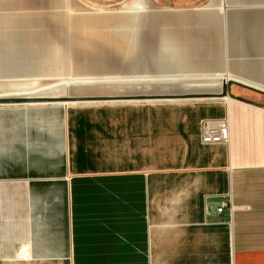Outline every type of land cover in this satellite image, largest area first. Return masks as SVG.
Masks as SVG:
<instances>
[{"label": "crops", "instance_id": "1", "mask_svg": "<svg viewBox=\"0 0 264 264\" xmlns=\"http://www.w3.org/2000/svg\"><path fill=\"white\" fill-rule=\"evenodd\" d=\"M154 1L0 0V264H264V0Z\"/></svg>", "mask_w": 264, "mask_h": 264}, {"label": "rangeland", "instance_id": "2", "mask_svg": "<svg viewBox=\"0 0 264 264\" xmlns=\"http://www.w3.org/2000/svg\"><path fill=\"white\" fill-rule=\"evenodd\" d=\"M124 4L130 2L131 0H123ZM212 0H155L151 6L156 8H162V9H169L172 8L173 10L178 11H202L210 9L212 6ZM118 3V2H117ZM107 5H113L111 3H107ZM145 6V5H144ZM126 7V6H125ZM201 9V10H199ZM110 12V11H117L116 9H105L104 12ZM145 14H149V12H146ZM210 80V79H208ZM11 88V80L10 81H0V93L1 91L10 90ZM81 89L86 91H78L75 94H67L65 95H87L89 94L86 87H82Z\"/></svg>", "mask_w": 264, "mask_h": 264}, {"label": "built area", "instance_id": "3", "mask_svg": "<svg viewBox=\"0 0 264 264\" xmlns=\"http://www.w3.org/2000/svg\"><path fill=\"white\" fill-rule=\"evenodd\" d=\"M201 141L204 145H223L230 140L231 129L230 120L228 117L222 119H206L200 127ZM229 207L232 210L231 204H222L218 211L223 213L225 208Z\"/></svg>", "mask_w": 264, "mask_h": 264}, {"label": "water", "instance_id": "4", "mask_svg": "<svg viewBox=\"0 0 264 264\" xmlns=\"http://www.w3.org/2000/svg\"><path fill=\"white\" fill-rule=\"evenodd\" d=\"M234 85V82H228L220 95H205L204 97H209V98H222V97H226L228 95L229 92V87ZM248 88V87H247ZM252 91H256L259 92L260 94L264 93L260 90L257 89H252V88H248ZM92 100H97L96 98H84V97H75V98H70V97H62L59 99H53L52 97H43V98H34V97H27V98H18V97H12L11 98H7V97H0V105H11L12 103H27V102H43V101H47V102H52V101H62V102H66V103H76V102H89Z\"/></svg>", "mask_w": 264, "mask_h": 264}, {"label": "bare ground", "instance_id": "5", "mask_svg": "<svg viewBox=\"0 0 264 264\" xmlns=\"http://www.w3.org/2000/svg\"><path fill=\"white\" fill-rule=\"evenodd\" d=\"M141 5H142V3L137 2V4H135L133 8L140 7ZM165 11H169V10H165ZM11 96H12V94H10V95H0V97H7V98H9V97L11 98Z\"/></svg>", "mask_w": 264, "mask_h": 264}]
</instances>
